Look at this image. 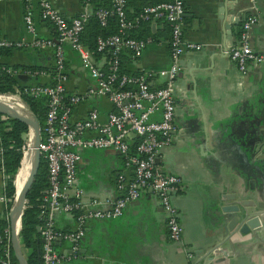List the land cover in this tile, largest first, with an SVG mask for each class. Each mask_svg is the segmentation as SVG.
Instances as JSON below:
<instances>
[{
	"label": "crops",
	"instance_id": "1",
	"mask_svg": "<svg viewBox=\"0 0 264 264\" xmlns=\"http://www.w3.org/2000/svg\"><path fill=\"white\" fill-rule=\"evenodd\" d=\"M49 1L67 18L83 9L81 0ZM181 1L185 40L204 47L187 51L180 59L175 81L179 130L160 152L157 163L163 172L181 179L172 201L182 237L170 238L160 199L145 189L120 215L88 220L77 256H71L69 241L56 239L55 248L62 255L56 264H264V61L250 63L242 74L225 53L236 43L242 19L255 13L249 43L254 53L264 56V0ZM26 3L0 0V37L31 39L23 21ZM30 3L38 37L56 39L53 26L40 18L37 1ZM252 4L256 11L250 8ZM95 6L94 2L92 11ZM142 34L150 42L138 62L130 58L131 68L155 71L168 66L167 25L160 20L150 22ZM64 55L67 91L82 93L93 86L78 54L65 46ZM52 56L51 48H21L0 55V61L11 66H49ZM16 75L28 79L24 73ZM151 82L157 87L162 80L154 77ZM93 107L104 119L111 103L104 97L89 98L73 108L72 118H84ZM80 155L76 186L83 190L84 200L117 198L118 174L131 176L120 155L112 149H82ZM5 181L0 170V197ZM235 203L239 209L259 215L255 216L258 224L251 220L245 232L234 226L235 215L224 206ZM6 207L7 201L0 200V217ZM75 223L71 212L55 214V226L60 230L73 229Z\"/></svg>",
	"mask_w": 264,
	"mask_h": 264
},
{
	"label": "built area",
	"instance_id": "2",
	"mask_svg": "<svg viewBox=\"0 0 264 264\" xmlns=\"http://www.w3.org/2000/svg\"><path fill=\"white\" fill-rule=\"evenodd\" d=\"M36 1L40 18L53 26L56 39L38 37L33 8L30 0H27L23 21L31 39L24 42L0 37V47L35 51L53 49V73L46 70L24 72L29 77L37 76L50 82L31 85L23 90L31 96L46 99L39 144L41 157L46 162L48 183L45 202L39 210L42 220V264H56L62 258L54 245L58 238L69 241L71 256H77L88 220L120 215L126 204L136 200L145 189L152 190L160 199L166 211L170 238L180 240L183 228L172 196L180 189L181 179L176 174L163 172L157 160L160 152L173 142L174 134L179 130L175 119V81L181 70L180 59L185 52L204 47V44L184 38L182 1L161 0L144 6L132 18L127 16L126 0H110L109 8L99 7L94 12L91 10L94 0H81L82 11L71 18L61 14L49 0ZM251 1L253 3L254 0ZM250 8L256 11L254 4ZM92 15H95L101 26L106 25L109 16H114L117 20V33L96 38L99 57L94 56L80 39ZM157 20L165 21L170 28L168 66L155 71H137L136 74L123 72L120 68L121 55L128 52L133 62H138L145 46L150 42L148 38L130 37L127 31L141 21ZM256 21L255 13L244 17L236 43L225 51L242 74L247 71L250 63L259 64L264 61V56L254 53L249 43V32ZM65 46L78 54L81 67L93 80V86L82 93L68 92L66 89L68 74ZM6 71L17 73V70L9 68ZM154 77L162 80L160 86L153 87L151 80ZM20 94V90L16 89L12 95L20 97ZM92 97H104L111 103V110L106 117L102 119L97 108L93 107L84 118L73 119V108ZM22 102L25 103L23 100ZM29 132L23 155L29 139L31 140ZM82 149H112L120 155L124 168L131 172V176L128 177L125 172L118 174L117 198L84 200L83 190L76 186L77 166ZM2 153L3 148L0 146V170ZM0 200L8 201L5 196H1ZM60 211L74 215L76 223L73 229L60 230L55 226V214ZM0 246V264H12L9 226L0 231ZM188 255L191 256V253Z\"/></svg>",
	"mask_w": 264,
	"mask_h": 264
},
{
	"label": "trees",
	"instance_id": "3",
	"mask_svg": "<svg viewBox=\"0 0 264 264\" xmlns=\"http://www.w3.org/2000/svg\"><path fill=\"white\" fill-rule=\"evenodd\" d=\"M161 0H126V13L129 18L136 16L144 6L152 5ZM96 6L109 8L110 0H94ZM163 21V20H160ZM168 29L169 25L163 21ZM150 22H139L134 28L127 31V35L134 38L144 39L142 36L143 29L148 27ZM117 20L114 16H109L105 26H101L95 15H92L87 22L82 34L81 41L86 45L94 56L99 57L100 54L96 50L97 36H107L117 33ZM240 31V30H239ZM239 34V33H238ZM13 48L0 47V55L8 54ZM108 54V52H107ZM53 59V56H52ZM3 67V68H2ZM17 70L18 74L24 73L26 70H46L50 73L54 72L53 60L49 66H30V65H7L0 61V94L15 93L19 89L21 99L26 103L28 108L36 115L40 127L43 124L45 117V98L34 97L28 93L23 92L27 88L35 84H46L50 81L41 77L23 78L21 75L11 74L6 69ZM120 68L123 72L136 74L130 66V54L125 52L121 55ZM29 132L28 125L18 119L3 118L0 113V146L3 148L2 153V171L6 176L3 195L8 199L5 213L0 217V231L6 226H9V207L15 197L16 188L14 185V177L17 173L20 162L23 156V147L26 144L27 135ZM134 151V146L131 147ZM25 153V152H24ZM47 183V168L43 157L40 158V165L37 174L34 178L31 188L27 193V203L21 216V225L19 230V239L21 247L24 251L26 261L28 264H42L41 249H42V232L40 225L42 220L39 217V210L44 204V196L46 193ZM0 246V251H1ZM10 257L12 264H19L10 242Z\"/></svg>",
	"mask_w": 264,
	"mask_h": 264
},
{
	"label": "water",
	"instance_id": "4",
	"mask_svg": "<svg viewBox=\"0 0 264 264\" xmlns=\"http://www.w3.org/2000/svg\"><path fill=\"white\" fill-rule=\"evenodd\" d=\"M223 12V9H220ZM0 113L6 118H13L18 119L28 125L29 131H31V142H32V156L30 160V165L28 169V174L23 182V185L19 190H17L15 197L9 207L8 216H9V227H10V242L14 254L19 262V264H28L26 261V257L24 251L21 247L20 239H19V230L21 225V216L23 214L24 208L27 203V193L32 186L34 178L37 174L39 165H40V158L41 153L39 150L40 144V124L36 115L29 109H18L14 107L12 104L0 100ZM264 124V123H263ZM158 161V160H157ZM25 166L24 155L22 156L20 167L15 174L14 182L17 175L22 170V167ZM224 209H231L233 215H235V225L234 226H241L242 231L248 230L250 227V221H256L258 224L259 217H255L253 213H250L247 209H239V204L235 203L229 206H224ZM259 216V215H257ZM233 226V227H234ZM232 227V228H233Z\"/></svg>",
	"mask_w": 264,
	"mask_h": 264
},
{
	"label": "bare ground",
	"instance_id": "5",
	"mask_svg": "<svg viewBox=\"0 0 264 264\" xmlns=\"http://www.w3.org/2000/svg\"><path fill=\"white\" fill-rule=\"evenodd\" d=\"M7 94H0V100L8 102L10 104H12L14 107H17L18 109H25V105L22 102V100H20V98L16 95H8L5 96ZM31 137V131L29 132V138ZM31 142V140L29 141ZM29 149H28V145H27V149L25 150L24 153V161H25V166L22 167V170L20 171V173L17 175L16 179H15V185L17 190H19L21 188V186L23 185V182L25 181L27 174H28V169H29V165H30V160H31V156H32V143L29 145ZM27 151V152H26ZM20 178L23 179L22 182H19Z\"/></svg>",
	"mask_w": 264,
	"mask_h": 264
},
{
	"label": "rangeland",
	"instance_id": "6",
	"mask_svg": "<svg viewBox=\"0 0 264 264\" xmlns=\"http://www.w3.org/2000/svg\"><path fill=\"white\" fill-rule=\"evenodd\" d=\"M19 76H20V75H19ZM16 96H18V95H16ZM18 97H19V96H18ZM19 98H20V97H19ZM24 105H25V107L28 108V106L26 105V103H24ZM29 141H30V139H29ZM29 141H28V149H29V147H30L29 145L31 144V142H29ZM28 149H27V150H28ZM26 152H27V151H26ZM22 181H23V179L20 178L19 182H22Z\"/></svg>",
	"mask_w": 264,
	"mask_h": 264
}]
</instances>
